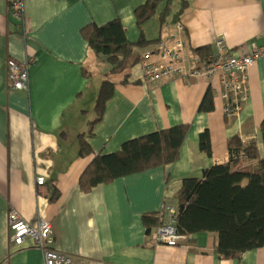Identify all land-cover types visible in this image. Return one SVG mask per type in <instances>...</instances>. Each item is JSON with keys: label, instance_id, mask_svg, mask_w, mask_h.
Returning a JSON list of instances; mask_svg holds the SVG:
<instances>
[{"label": "crops", "instance_id": "1", "mask_svg": "<svg viewBox=\"0 0 264 264\" xmlns=\"http://www.w3.org/2000/svg\"><path fill=\"white\" fill-rule=\"evenodd\" d=\"M187 1L179 20L184 30L177 21L167 24L163 38L164 26L149 32V20L146 37L166 41L175 34L185 40L190 59L204 45L214 54L235 55L264 46V0ZM143 2L23 0V15L17 17L8 1L0 0V264H45L33 239L19 246L10 240V210L30 223L39 216L48 219L55 247L76 258L105 264H264V247L240 258L220 257L215 232L187 235L176 246L157 242L156 226L147 232L143 215L158 214L167 203L177 208L175 195L185 178H200L205 169L229 161L230 138L255 139L264 154V56L249 70V99L232 116L225 113L220 73L197 78L172 74L145 82L141 60L109 73V63L95 55L82 29L118 17L129 40L137 41L141 32L135 9ZM220 39L223 48L217 45ZM157 43L137 47L135 55L143 57ZM9 59L28 67V89L9 88ZM106 73L115 83L114 93L102 119L91 127ZM208 87L215 107L200 112ZM183 123L189 130L175 162L88 192L80 188V177L95 154L116 152L126 140ZM205 131L210 154L200 146ZM82 140L92 154H80ZM38 176H45L46 183L38 185Z\"/></svg>", "mask_w": 264, "mask_h": 264}, {"label": "trees", "instance_id": "2", "mask_svg": "<svg viewBox=\"0 0 264 264\" xmlns=\"http://www.w3.org/2000/svg\"><path fill=\"white\" fill-rule=\"evenodd\" d=\"M174 0H144L135 9V17L141 35L137 41L127 37L120 18L104 24L91 22L82 33L89 47L97 56L104 57L110 65L109 73L123 70L129 64L141 60L135 55L137 47H144L162 40L149 39L144 24L157 13L160 26L182 24L179 20L188 7L187 0L179 1L174 11ZM162 9L158 12L159 5ZM182 30H184L183 25ZM196 63H208L214 58L210 45L194 49ZM105 74L95 103V118L91 127L104 115L108 100L114 93L115 83ZM214 93L208 87L199 106L200 112L214 109ZM189 130L188 124H178L158 129L142 136L126 140L121 148L108 154H95L83 171L79 185L88 192L95 186L110 183L117 178L156 166L175 162ZM90 128L88 135H92ZM83 136H86L85 134ZM202 150L211 153L210 136L207 131L200 136ZM229 161L207 168L200 178H185L176 193V228L179 233L193 235L199 232L218 234L217 252L222 258H240L251 249L264 247V154L255 139L242 141L240 135L228 142ZM93 148L82 140L80 154H92ZM56 193L51 197L54 199ZM164 212L143 215L147 232L164 221Z\"/></svg>", "mask_w": 264, "mask_h": 264}, {"label": "built area", "instance_id": "3", "mask_svg": "<svg viewBox=\"0 0 264 264\" xmlns=\"http://www.w3.org/2000/svg\"><path fill=\"white\" fill-rule=\"evenodd\" d=\"M13 14L23 15V0H7ZM182 24L178 29L182 30ZM186 42L181 37L172 34L170 38L157 43L155 50L146 51L141 59L143 80L149 82L172 74L185 78H197L203 75L220 73L225 98V113L228 116L238 115L243 105L250 97L249 70L251 66L264 56V46L256 45L243 55L214 54L208 63L198 64L196 58L185 55ZM223 48L224 41H217ZM8 85L12 90L28 89L29 70L23 63L14 59L7 62ZM37 184L46 183L45 176L37 177ZM164 221L156 228V241L170 246L179 245L187 235L181 234L176 228L177 208L173 204H165L162 208ZM10 240L15 245H21L26 239H33L37 248L41 249L45 264H105L102 261L87 258H76L71 254L59 251L55 247V237L52 223L39 216L37 222L30 223L17 211L8 213Z\"/></svg>", "mask_w": 264, "mask_h": 264}, {"label": "rangeland", "instance_id": "4", "mask_svg": "<svg viewBox=\"0 0 264 264\" xmlns=\"http://www.w3.org/2000/svg\"><path fill=\"white\" fill-rule=\"evenodd\" d=\"M173 4H174V11L177 9L178 10V8H179V6H178V3H177V0H174V2H173ZM162 4H160L159 5V7H158V12L162 9ZM158 13L149 21L150 23V25L148 26V28L150 27V30H149V32H156L157 31V25H159L160 23H159V19H158ZM158 31H159V29H158ZM167 31H168V28H167V25L165 24L164 25V30H163V32H162V36H163V38H164V34L165 33H167ZM157 36H158V34H157ZM95 79H96V77H95ZM95 116V115H94ZM94 116H93V118H94ZM89 117H91V114H90V116ZM92 118V119H93Z\"/></svg>", "mask_w": 264, "mask_h": 264}]
</instances>
